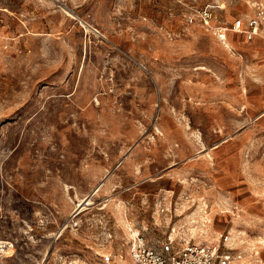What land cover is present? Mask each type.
Wrapping results in <instances>:
<instances>
[{"label":"rangeland","instance_id":"374dc122","mask_svg":"<svg viewBox=\"0 0 264 264\" xmlns=\"http://www.w3.org/2000/svg\"><path fill=\"white\" fill-rule=\"evenodd\" d=\"M0 35L5 264H106L136 234L264 264V39L228 52L176 0H0Z\"/></svg>","mask_w":264,"mask_h":264},{"label":"built area","instance_id":"2783aa9c","mask_svg":"<svg viewBox=\"0 0 264 264\" xmlns=\"http://www.w3.org/2000/svg\"><path fill=\"white\" fill-rule=\"evenodd\" d=\"M178 1L183 4L182 17L187 26H203L223 44L227 42L229 31L252 40L261 32L264 23V0H243L253 8V13L245 17H234L231 21L223 20L219 16V10L223 9L220 1ZM12 249V243L0 240V264H5ZM102 257L106 264H236L241 256L236 253L228 234H222L217 242L210 243L185 240L182 247L169 252L151 246L143 235L136 234L127 252H109Z\"/></svg>","mask_w":264,"mask_h":264},{"label":"crops","instance_id":"0c3cea01","mask_svg":"<svg viewBox=\"0 0 264 264\" xmlns=\"http://www.w3.org/2000/svg\"><path fill=\"white\" fill-rule=\"evenodd\" d=\"M176 1L181 8V21L184 25H186L184 20H183V17H182V13L184 11L183 4L181 2H179L178 0H176ZM217 1H220L223 5V9L219 10V12H218L219 16L223 20L231 21L234 17H237V16H244L245 17V16L253 13V8L251 6L245 4V2L243 0H235L236 4L231 3L230 0H217ZM192 26L194 27V25H192ZM186 27H190V26L186 25ZM200 28H201V26H200ZM203 28H205V27H203ZM260 39H264V23L262 25L261 32L258 35H256L252 40H247L244 35L229 31L227 33V41L231 44V50L226 49V48H225V50H227L228 52L229 51L231 52L234 49L257 50V49L261 48V45L259 43ZM214 48H215L214 53L218 54V53L222 52V49H220V47L219 48L214 47ZM222 48H224V47L222 46Z\"/></svg>","mask_w":264,"mask_h":264},{"label":"bare ground","instance_id":"6f19581e","mask_svg":"<svg viewBox=\"0 0 264 264\" xmlns=\"http://www.w3.org/2000/svg\"><path fill=\"white\" fill-rule=\"evenodd\" d=\"M227 42H226V44H223L222 43L223 44L222 46L224 48H226V49H230L231 44L229 42L228 43ZM200 68L205 69L206 67L205 66H201ZM100 188H101L100 185L95 186L94 189H93V191L90 194H88L84 198H82L80 200V202L77 204L76 208L74 209L72 216H77L80 212H82L83 210H85L88 207V205L92 204L93 195L96 194L100 190ZM206 217L207 216H203L204 219ZM194 231H196V230H194ZM194 234H195V237H196L197 240H202V239H204V238L207 237V235L204 234V228H201V231L200 232H197V231L194 232ZM126 252H127V250H126Z\"/></svg>","mask_w":264,"mask_h":264}]
</instances>
